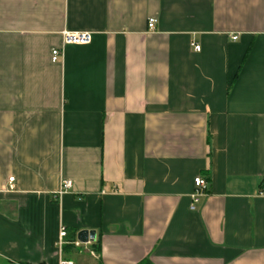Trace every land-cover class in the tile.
Masks as SVG:
<instances>
[{"label": "crops", "instance_id": "0c3cea01", "mask_svg": "<svg viewBox=\"0 0 264 264\" xmlns=\"http://www.w3.org/2000/svg\"><path fill=\"white\" fill-rule=\"evenodd\" d=\"M262 180L264 0H0V264H264Z\"/></svg>", "mask_w": 264, "mask_h": 264}, {"label": "built area", "instance_id": "2783aa9c", "mask_svg": "<svg viewBox=\"0 0 264 264\" xmlns=\"http://www.w3.org/2000/svg\"><path fill=\"white\" fill-rule=\"evenodd\" d=\"M155 23L154 18H150L148 20V29L152 30L153 26ZM61 37H62V43L63 44H88L91 41V32L89 31H67L63 30L61 32ZM236 35L232 36V39H236ZM195 49H199L198 45H194ZM60 52L58 49H53L51 51V60L55 61ZM13 178L10 177L8 178V181H12ZM193 183L195 185V193L193 194V201L198 200V196L203 192V190L206 189L207 187V182L200 176H196L193 178ZM261 186L264 188V180L261 181ZM71 187V181L64 179L60 182V190L59 193L61 194L62 192L66 191ZM67 235L66 229L63 226H60L59 231H58V245L60 248L64 246L65 244H71L73 247H80L81 242L78 241L77 239H74L73 241H66L65 237ZM58 264H74L72 260L67 259V258H59Z\"/></svg>", "mask_w": 264, "mask_h": 264}, {"label": "rangeland", "instance_id": "374dc122", "mask_svg": "<svg viewBox=\"0 0 264 264\" xmlns=\"http://www.w3.org/2000/svg\"><path fill=\"white\" fill-rule=\"evenodd\" d=\"M87 244L81 243L80 247H72L64 254V257L71 259L74 264H96V261L88 251H83Z\"/></svg>", "mask_w": 264, "mask_h": 264}, {"label": "water", "instance_id": "95a60500", "mask_svg": "<svg viewBox=\"0 0 264 264\" xmlns=\"http://www.w3.org/2000/svg\"><path fill=\"white\" fill-rule=\"evenodd\" d=\"M94 237H95L94 230L82 229V230H79L76 234V239L80 241L81 243H87L90 240L94 239Z\"/></svg>", "mask_w": 264, "mask_h": 264}, {"label": "trees", "instance_id": "16d2710c", "mask_svg": "<svg viewBox=\"0 0 264 264\" xmlns=\"http://www.w3.org/2000/svg\"><path fill=\"white\" fill-rule=\"evenodd\" d=\"M66 236H68L67 237L68 239H71L72 238V234H70V235L68 234ZM66 247H70L69 244L63 246V248H66Z\"/></svg>", "mask_w": 264, "mask_h": 264}]
</instances>
